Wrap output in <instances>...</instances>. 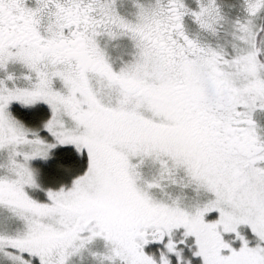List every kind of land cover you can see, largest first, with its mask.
Masks as SVG:
<instances>
[{"label":"snow or ice","instance_id":"6c2138e0","mask_svg":"<svg viewBox=\"0 0 264 264\" xmlns=\"http://www.w3.org/2000/svg\"><path fill=\"white\" fill-rule=\"evenodd\" d=\"M0 264H264V0H0Z\"/></svg>","mask_w":264,"mask_h":264}]
</instances>
